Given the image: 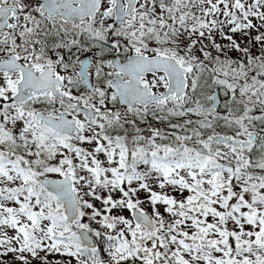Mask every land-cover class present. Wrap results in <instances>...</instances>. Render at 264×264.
I'll return each mask as SVG.
<instances>
[{"label":"snow or ice","instance_id":"1","mask_svg":"<svg viewBox=\"0 0 264 264\" xmlns=\"http://www.w3.org/2000/svg\"><path fill=\"white\" fill-rule=\"evenodd\" d=\"M0 264H264V0H0Z\"/></svg>","mask_w":264,"mask_h":264}]
</instances>
